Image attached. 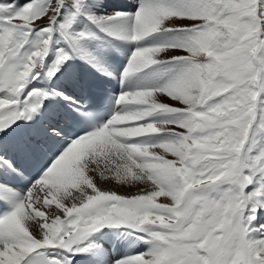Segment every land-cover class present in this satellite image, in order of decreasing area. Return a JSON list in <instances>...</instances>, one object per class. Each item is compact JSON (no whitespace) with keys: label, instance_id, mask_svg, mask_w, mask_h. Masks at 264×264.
I'll return each mask as SVG.
<instances>
[{"label":"snow or ice","instance_id":"snow-or-ice-1","mask_svg":"<svg viewBox=\"0 0 264 264\" xmlns=\"http://www.w3.org/2000/svg\"><path fill=\"white\" fill-rule=\"evenodd\" d=\"M262 221L264 0H0V264H264Z\"/></svg>","mask_w":264,"mask_h":264},{"label":"bare ground","instance_id":"bare-ground-1","mask_svg":"<svg viewBox=\"0 0 264 264\" xmlns=\"http://www.w3.org/2000/svg\"><path fill=\"white\" fill-rule=\"evenodd\" d=\"M112 6L114 7L113 2H112ZM97 185L103 190L115 191L118 194H122V195L136 194L143 188L142 185H122L113 180H108V181L101 180L99 177H97Z\"/></svg>","mask_w":264,"mask_h":264},{"label":"rangeland","instance_id":"rangeland-1","mask_svg":"<svg viewBox=\"0 0 264 264\" xmlns=\"http://www.w3.org/2000/svg\"><path fill=\"white\" fill-rule=\"evenodd\" d=\"M174 54H184V53H174ZM161 99H165L166 100V98H164V97L163 98L161 97ZM166 102L171 103V101H168V100H166Z\"/></svg>","mask_w":264,"mask_h":264}]
</instances>
